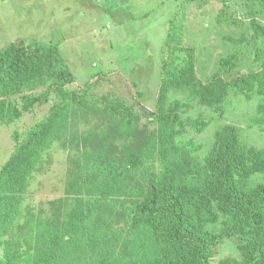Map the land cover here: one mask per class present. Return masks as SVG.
I'll list each match as a JSON object with an SVG mask.
<instances>
[{"label":"rangeland","instance_id":"obj_1","mask_svg":"<svg viewBox=\"0 0 264 264\" xmlns=\"http://www.w3.org/2000/svg\"><path fill=\"white\" fill-rule=\"evenodd\" d=\"M253 17L264 27V9L253 0H0V50L58 44L55 64L69 67L73 82L65 89L76 94L70 100L49 90L47 101L22 110V96L48 89L46 82L10 98L22 114L0 122V171L32 128L50 116L55 122L24 190L22 218L0 235V264H142L158 257L161 246L138 214L151 178L168 166L181 182L202 185L227 125L247 146L264 148L257 84L229 87L219 102L203 104L193 86L176 81L191 57L202 84L224 59L235 63L225 81L259 70L264 35ZM159 95L164 115L175 116L166 133ZM258 183L264 172L250 177V187ZM73 207L81 224L66 223ZM226 228L221 213L206 227L218 236ZM219 238L212 264L250 263L235 238Z\"/></svg>","mask_w":264,"mask_h":264},{"label":"trees","instance_id":"obj_2","mask_svg":"<svg viewBox=\"0 0 264 264\" xmlns=\"http://www.w3.org/2000/svg\"><path fill=\"white\" fill-rule=\"evenodd\" d=\"M253 1L260 11L264 9V0ZM251 25L258 34L264 35V27L254 17ZM58 56V44L36 41L25 45L11 43L0 50V122L8 123L21 116V110L10 98L23 94L27 88L34 89L50 82L49 88L37 95H23L22 110L47 101L49 90L64 99L76 98L73 91L65 89L73 82V75L62 59L61 68L56 66ZM193 64L192 57L188 58L176 81L182 86H193L203 104L219 102L229 87L244 91L257 84L264 94V64L257 71L225 81L222 77L230 74L235 63L232 58L221 60L220 70L205 84L196 79ZM158 103L161 106L159 119L166 133L175 116L170 119L164 115L160 95ZM54 122L55 118L50 116L32 128L22 141H18L14 153L0 171V235L22 218L24 190L36 171L40 149ZM207 169L202 185L181 182L176 171L168 166L161 175L151 178L138 214L161 246V254L142 264H212L210 258L221 241L219 236L227 235L237 240L249 264H264V183L249 186L253 174L264 172V148L247 146L233 126H224L207 158ZM76 208L70 209L66 223H80L81 211ZM60 210V205L56 206L58 217H61ZM220 213L225 218L227 235L223 231L218 236L206 229L218 222ZM23 223L27 225L28 221L25 219Z\"/></svg>","mask_w":264,"mask_h":264},{"label":"crops","instance_id":"obj_3","mask_svg":"<svg viewBox=\"0 0 264 264\" xmlns=\"http://www.w3.org/2000/svg\"><path fill=\"white\" fill-rule=\"evenodd\" d=\"M100 11H101V9H100ZM105 11V10H104ZM104 11H102V12H104ZM107 11V10H106ZM99 13H101V12H99ZM97 16H99V14L97 15Z\"/></svg>","mask_w":264,"mask_h":264}]
</instances>
